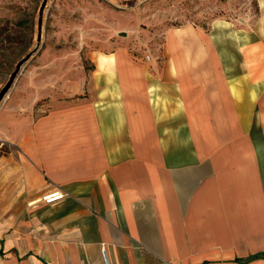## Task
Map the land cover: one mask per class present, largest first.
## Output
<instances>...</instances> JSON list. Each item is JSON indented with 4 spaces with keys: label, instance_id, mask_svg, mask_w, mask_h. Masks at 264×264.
<instances>
[{
    "label": "crops",
    "instance_id": "obj_1",
    "mask_svg": "<svg viewBox=\"0 0 264 264\" xmlns=\"http://www.w3.org/2000/svg\"><path fill=\"white\" fill-rule=\"evenodd\" d=\"M224 32L95 52L84 96L41 113L9 93L0 264H264V36Z\"/></svg>",
    "mask_w": 264,
    "mask_h": 264
},
{
    "label": "rangeland",
    "instance_id": "obj_2",
    "mask_svg": "<svg viewBox=\"0 0 264 264\" xmlns=\"http://www.w3.org/2000/svg\"><path fill=\"white\" fill-rule=\"evenodd\" d=\"M41 1L0 0V89L35 45ZM263 10L264 0H49L41 46L11 91L41 113L57 101L84 96L95 52L125 47L135 56H162L167 29L185 23L217 39L233 29L264 36Z\"/></svg>",
    "mask_w": 264,
    "mask_h": 264
},
{
    "label": "water",
    "instance_id": "obj_3",
    "mask_svg": "<svg viewBox=\"0 0 264 264\" xmlns=\"http://www.w3.org/2000/svg\"><path fill=\"white\" fill-rule=\"evenodd\" d=\"M48 1L49 0H42L41 5L39 7L38 17L36 21L35 45L16 62L8 79L6 80V82L0 89V105L3 103L7 95L10 93L21 71L24 69L27 63L31 60V58L37 53L39 47L41 46L42 37H43L44 13H45V8L47 6Z\"/></svg>",
    "mask_w": 264,
    "mask_h": 264
},
{
    "label": "built area",
    "instance_id": "obj_4",
    "mask_svg": "<svg viewBox=\"0 0 264 264\" xmlns=\"http://www.w3.org/2000/svg\"><path fill=\"white\" fill-rule=\"evenodd\" d=\"M66 195H67L66 191L57 188V189L49 190L45 192L44 194H42L41 200L49 204V203H53L55 201L63 199ZM103 253H104L106 264H108L104 248H103Z\"/></svg>",
    "mask_w": 264,
    "mask_h": 264
},
{
    "label": "bare ground",
    "instance_id": "obj_5",
    "mask_svg": "<svg viewBox=\"0 0 264 264\" xmlns=\"http://www.w3.org/2000/svg\"><path fill=\"white\" fill-rule=\"evenodd\" d=\"M101 58H105V56H101ZM101 58H100V59H101ZM8 95H9V94H8ZM8 95H7V96H8ZM6 98H7V97H6Z\"/></svg>",
    "mask_w": 264,
    "mask_h": 264
}]
</instances>
